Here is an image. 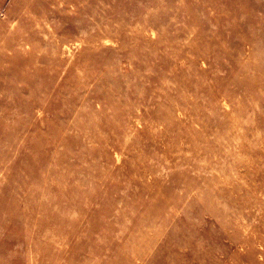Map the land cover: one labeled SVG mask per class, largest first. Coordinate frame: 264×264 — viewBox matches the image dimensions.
Listing matches in <instances>:
<instances>
[{
  "label": "rangeland",
  "instance_id": "obj_1",
  "mask_svg": "<svg viewBox=\"0 0 264 264\" xmlns=\"http://www.w3.org/2000/svg\"><path fill=\"white\" fill-rule=\"evenodd\" d=\"M0 264H264V0H0Z\"/></svg>",
  "mask_w": 264,
  "mask_h": 264
},
{
  "label": "bare ground",
  "instance_id": "obj_2",
  "mask_svg": "<svg viewBox=\"0 0 264 264\" xmlns=\"http://www.w3.org/2000/svg\"><path fill=\"white\" fill-rule=\"evenodd\" d=\"M24 37V36H23ZM17 49V48H16ZM14 52H16L17 53V51L15 50ZM18 54H20V51H19V53ZM18 56V55H17ZM44 173V172H43ZM42 181V180H41ZM49 182V181H48ZM38 184V183H37ZM40 184V183H39ZM47 185V184H46ZM41 187H43V186H41ZM40 189V188H39ZM44 194V193H43ZM45 195V194H44ZM49 195V194H48ZM47 196V195H46ZM45 196V197H46ZM43 199H45V198H43ZM46 200V199H45ZM47 201V200H46ZM30 204V203H29ZM56 208V207H55ZM24 221V220H23ZM25 222H26V219H25ZM10 224V223H9ZM19 224V223H18ZM46 233V232H45ZM49 233V232H48ZM65 240V239H64Z\"/></svg>",
  "mask_w": 264,
  "mask_h": 264
}]
</instances>
